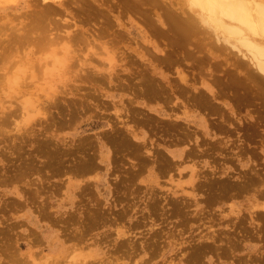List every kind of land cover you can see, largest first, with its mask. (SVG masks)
Masks as SVG:
<instances>
[{
  "label": "rangeland",
  "instance_id": "obj_1",
  "mask_svg": "<svg viewBox=\"0 0 264 264\" xmlns=\"http://www.w3.org/2000/svg\"><path fill=\"white\" fill-rule=\"evenodd\" d=\"M33 1L0 0V51L16 46L12 56L24 66L45 54L46 46L59 55L68 48L79 59L64 65L63 82L39 96L40 108L30 116L19 106L20 97L55 82L52 76L43 75L35 63L36 75L24 79L31 85L18 92L6 88L0 77V264H264L263 105L261 112L255 110L258 101L253 103L257 107L250 100L235 105L227 84L221 91L214 63H209L215 62L210 50L200 53L208 55L201 63L202 56L197 61L185 56L183 46L172 48L168 37H160L162 25L156 28L159 36L154 30L157 41L150 31L145 35L150 43L144 41L145 23L122 3L116 1L115 7L114 0H102L106 7L115 5L105 12L111 19L95 8L100 13L93 12L91 20L77 19L78 27L90 31L83 46L84 35L75 41L68 38L77 28L72 7L66 5L61 10L66 16H61L56 0H50L56 10L47 13L51 18L40 27L41 41L30 40L32 32L21 29L16 34L22 41L12 40L13 25H19V19L34 21L25 11L46 0ZM98 22L106 29L115 23L108 33ZM100 27L107 33L101 34ZM92 28L100 38L98 33L93 37ZM116 30L124 51L120 46L112 50ZM121 32L134 41L129 35L131 41L125 40ZM108 38L115 44L111 41L110 46ZM162 43L167 50H177L168 60ZM107 50L113 53L109 69ZM96 64L107 70L106 76L93 73ZM142 72L155 76L149 80H155L158 89L153 82L150 88L155 93L140 92L147 79ZM179 72L185 73L187 83ZM182 83L185 88L179 90ZM202 95L209 96L206 103L214 105V112L194 103ZM116 130L126 133L132 144L125 147L109 135ZM85 160L86 167L78 168Z\"/></svg>",
  "mask_w": 264,
  "mask_h": 264
},
{
  "label": "bare ground",
  "instance_id": "obj_2",
  "mask_svg": "<svg viewBox=\"0 0 264 264\" xmlns=\"http://www.w3.org/2000/svg\"><path fill=\"white\" fill-rule=\"evenodd\" d=\"M40 1L38 3H40ZM48 1L49 2H47V0L43 1V3L41 2L40 3L41 6H39L38 8L33 6L31 8V10H30V8L27 10L25 9L26 11L23 10V11H25L26 16L32 15L30 20H32V17L34 16V21H30V24H29V22L28 23L26 22V20H28V19L25 18L26 19L25 21L19 19V25H13L15 27V32L11 35L12 40L22 41L20 39L21 36L16 34V32L20 33L19 29H21L24 31V33L25 32L26 33L32 32L33 35H32V39H30V40H34L35 42L41 41L43 39V36L41 34L40 27L44 26L46 21H48L51 18L50 15L49 16L47 15V13L50 11H55L56 9L63 11V9H67V7L65 8V6L69 5V7L70 6L72 7L73 13H75L77 15V18H76L75 14H74L75 18H72L73 19L72 25L76 26L77 28L74 32H72L68 35V38L72 41H75L76 39L79 38L80 35L85 34V32L87 31V27H88V26L87 27L85 26L86 30L84 28H82L83 26L78 27V25L76 23L79 21V20L77 21L78 18H80V21L81 20L83 21V20L90 19V15L93 14V12H94V14L100 13L97 11H96L97 13L95 11H93L94 8L97 9L98 11L102 9L101 13L103 12L104 15H106V17H108L110 14L107 15V13L105 14V12H111L112 9H111V11H109V9L111 7L115 8V7L119 6V3L117 5V2H120L123 5L127 6V7L124 6L125 9L129 7L128 10H130V13L132 15H134V17L138 21H142L141 23H145L144 26L146 25V27L144 28V32L142 35V39L144 41H146V42L149 41V39L146 38L147 33L149 31L151 32L152 36H154L153 38H155V40L157 41L158 39H156L155 35H153V34H155L154 30H156V28H160L158 25H162V31L157 29V30H159V32L162 33V35L160 37H163V38L168 37L167 42L169 41L170 46L172 48L175 47V44L177 47H180V49L182 48L181 46H183L185 48V50H183L185 53L184 54L185 56H190V57L193 56L194 58L197 57L195 60V61H197L198 57L202 56L201 54H202L203 50H204L205 54H207L205 52L207 49L210 50L213 53V55L215 54V59H214L215 62L213 61V62H209V63H211L212 65L214 63L213 67L217 71V73H216L217 85L218 84L220 85L221 91L225 90L224 88H226V84H227L228 86H227L226 90H229L228 87L230 88V94H228V93L227 94H228V96L230 95V98L232 100L234 99V101H232V102H234V104L236 103L237 105L242 103V106H243V103L246 104L247 101H249V100L251 101L253 99V101L255 100V102L249 101V104L252 103V106H253V103L255 104V103H257L256 101H258V104H259L258 107L259 108L257 107V105H254L257 107L255 110H257V111L260 110V112H261L260 106L263 105L261 108H262L263 117H264V0H119V1L114 0L113 3H115L117 1L116 6L114 5L115 7L113 6V4L112 5L109 4L111 7H106L107 6V4H105L106 2L104 3V1H102V0H56L59 3V6H58L59 8L56 7L55 10H52V9H54L56 5L55 6H54V4L51 5L52 1H51V3H50V0H48ZM111 3H112V0H111ZM28 4L32 5L31 1L30 2L28 1ZM123 5H122V7H123ZM71 7H70V9H71ZM120 7H121V4H120ZM116 10L117 9H115V11ZM126 10H124V11H126ZM62 11L59 13H60V15L63 14V16H64L65 12L62 13ZM72 11L70 10V12H72ZM120 11H122V10H120ZM22 12L19 14L20 16L23 14ZM29 13H31V15ZM66 14H67V12H66ZM102 14H99V16H101ZM126 14L127 13L125 12V15ZM22 16L24 17V14ZM120 16L122 17L123 14H121ZM95 17H96V19L104 20V18H103L104 16L102 18H97L98 16H95ZM111 18L112 17H110V19ZM74 19H76V21ZM106 20L108 21V18ZM97 21H100V20H97ZM109 21H114V20H109ZM109 21H108V23H109ZM100 22H98V23L101 26ZM95 23L91 24L92 27ZM101 23L104 24L105 22H101ZM111 23L113 26L115 22H111ZM111 23H110V25H111ZM86 24H87V22H86ZM97 24H95L94 26H96ZM3 25L4 24H0V29L3 27ZM84 25H85V22H84ZM91 25L89 28H91ZM106 25H108V24H106ZM110 25H109V28H107V29L112 31L110 29V28H112ZM137 26L138 25H136V27ZM101 27L103 28V26H101ZM101 27L99 30L100 32H102V30L106 29L105 25H104V28L102 30H101ZM121 28L117 27V30L121 29ZM138 28H139V31L142 33V28H140V26H138ZM107 29H106V31L108 32ZM94 30L95 29L92 28V30H91L93 32L92 34H94L96 31H98V29L95 30V32H94ZM117 30H116L117 34H118V31H122V30H118V31ZM88 31H87V33H88ZM113 31H115V29H113ZM104 32L105 31H103L101 34H103ZM107 32H105V33H107ZM87 33H86V35H87ZM89 33H90V31H89ZM110 33H111L110 39L114 38V36L119 38V34L116 35V33H114V36L112 37L113 32H110ZM124 33L126 35L127 32H124ZM96 34H94L95 36H93V37H96ZM99 34L100 33L97 34L98 38H100L99 36L101 35V34L100 35ZM121 34H122V32L120 33V36L123 35V34L122 35ZM156 34L159 36L158 31ZM86 35H84V39H85ZM128 35H129V33H128ZM128 35L126 36V39L124 36H122V37L125 40H127V38L130 39V37H131L132 41H134L133 40L134 36L132 37L129 35L130 37H128ZM107 36H109V34ZM107 36H106V38H107ZM87 37L90 38L91 36L87 35ZM87 37H86L85 41L83 40L84 43L82 42L83 37L81 39L79 38L81 40L82 46L88 43ZM101 38H102V36H101ZM117 38H116V40L115 39H112V40L116 41V44L118 46L113 45V43L115 44V42H113L111 40L113 42L112 45L115 46V47L112 46V48H113L112 50L115 52V48L116 47L118 48L120 46V48L122 47L121 49L124 51L123 44H125V43L121 44L122 46L119 45L118 43L120 42V39H122V38H119V41ZM110 39H109V41H110ZM124 39H123V41H124ZM111 41L109 42V44L111 43ZM130 41H131V39H130ZM164 41H166V39ZM0 42H1V39H0ZM85 42H87V43H85ZM104 42H106V41H104ZM136 42H138L137 38H136ZM167 42H164V43L167 45ZM148 43H150V42H148ZM164 43H162V47H161L162 48L161 50L164 52V54H162V55L164 56L165 59L168 60L167 57H170L171 52H172L171 55H174V53L177 50L175 49L176 51H174V49H172L169 46L171 48V50L168 49L169 50L168 51L166 49L168 46L165 48ZM68 45L70 46L69 43H68ZM153 45H154V43H153ZM78 46H80V45H78ZM110 46H111V44H110ZM191 46L193 48H190ZM65 47H67V43H66ZM65 47H61V50L64 49ZM149 47H151V46H149ZM75 48H77V47L75 46ZM46 50H47V52L46 51L45 52L47 54L46 53L43 54L44 52H42V55L40 54L34 60L31 58L30 61H27L28 63L25 64V66L21 65V63L23 61H20L19 58L15 59L12 56V55L16 54V52L18 51V48L16 46H6L3 49V52L0 51V59H2L1 62L3 63L2 67H1L2 69L0 71V77H2V79L4 80V84L7 85L6 88L8 87L11 91L18 92L21 87L26 86V85H31L30 82L24 81V79L26 76L33 77L34 75H36L35 68H34V66L36 64H37L38 68L41 70L43 75L46 74L48 76H52V79L55 81L52 83L39 85L37 87V90H38L37 92L31 93L29 95H23L20 97L19 106L24 109V111L26 112V115H28V116H30L29 114H32L33 112H38V110L40 108V105L38 103V101L40 100L39 96H43V95L47 96L49 93H51L55 90L56 82H59V83L63 82V80L65 78L64 74L66 73L64 65L65 64L69 65L70 62L76 63L75 60L79 59V58H77V56H75V54H74V56L72 54H70V51L68 48H65L63 50V53L60 55H59V51H56L55 48H48L46 46ZM118 50H117V53H118ZM24 52L27 53L28 51H24ZM110 52L111 51L107 50L108 63L106 65L107 66L106 69H109L111 67V64H113V63H111L112 58H113V56H112L113 53H110ZM127 53H126V55H128ZM205 54H203L202 59L199 58L200 59V61L198 60L199 63H201V60H203V59H204V61H202V62H205V59L208 57V55H207V57L205 58L204 57V56H206ZM3 56H5V57L3 58ZM74 57H76L77 59ZM171 57H173V56H171ZM81 59L82 60L81 61L79 60L80 61L79 63H82L83 58L81 57ZM165 59H163V60L161 59L162 60L161 62H163L162 64H164ZM170 60H172V58L169 59V61ZM8 61H9V63L7 64ZM169 61H167V63ZM198 62H197V64H198ZM87 63H89V62L86 61L85 66ZM4 65H7V66L4 68L3 67ZM77 66L79 67V65H77ZM83 66L84 65H81V67H83ZM89 67H91V66H89ZM106 69L104 68V70H106ZM117 69L119 70V68H116L115 70H117ZM84 70H86V69H84ZM104 70L101 68L100 64H98V65L96 64L93 68V71H94L93 73H95V75H96V72H97V73H100V75L106 76V74H104L105 72H103ZM89 71H92V70L90 69ZM213 71H215V70H213ZM85 73L87 74L88 70H87V72L85 71ZM93 73L90 72L91 75ZM143 73L145 74L144 77L147 76V79H146V81H144L141 84L143 89L140 92L141 93L143 92L146 94V93H148L146 91H149V90L151 91L150 88H151V84L153 82V81L150 82L149 80H150V78H151V80H153V78L155 79V76L153 75L154 77H152V74H150V73L147 74L146 72H142V74ZM142 74L140 73L141 76H143ZM149 74L151 76L148 78ZM136 76L138 79L139 75H136ZM141 76H139V77H141ZM93 77H94V75H93ZM179 79L182 82L185 81L184 83H187V81H188L185 73H183V72H179ZM154 83H155V80L152 84L153 86L155 85ZM171 84H172V82H171ZM222 84L225 85V87L223 89L221 88L223 86ZM180 85L181 86H179V88H182V89H179V88L178 89L183 90L185 88V87H182L183 83ZM183 86H185V85H183ZM154 88H156V86H154ZM145 89H147V90H145ZM156 89H158V88H156ZM186 89H187V87H186ZM39 91H41V93H38ZM152 91L149 92L148 94H151ZM157 91L158 90H156V92ZM181 92H183V91H181ZM188 92H190V91L188 90ZM203 92H202V94H203ZM153 93H155V90ZM9 94H10V92H9ZM182 94L184 95L185 92ZM192 94H193V92H192ZM192 94L188 93L190 99L192 97ZM194 94L193 95L196 99V96H198V95H196L195 92H194ZM199 95H200V93H199ZM189 97H188V99H189ZM202 97H203L202 99H199L198 101L196 100V102L193 99L194 103L199 102L198 104L200 106L198 104H196V105H198L197 107L202 109L201 106H203L204 108L206 107L207 110L209 109L208 110L209 112H212V111L214 112V105L212 104V106H213L212 107L211 105L207 104L209 102V99H210L209 96H207L209 99H207V97L205 99L204 95H202ZM198 98H201V96L200 97L198 96ZM206 100H208V102ZM235 107L239 108V106H235ZM215 109H217L216 104H215ZM5 110H7V109H5ZM249 110H251V109H249ZM7 112L10 113L11 109L9 108V110ZM221 112H217V113H219V115H220ZM206 115H207V113H206ZM225 115L227 116V114H225ZM261 115L262 114L260 113L259 116H261ZM256 116H258V115L256 114ZM254 117H255V115H254ZM259 119H261V118H259ZM217 120L219 121V119H217ZM256 120L254 121V124L252 123L251 126L256 124L255 123ZM262 120H264V119L262 118ZM224 122H225V120H224ZM224 122H223V126L225 125ZM220 123H221V121H220ZM245 123H246V121L244 122V124ZM242 124H243V122H242ZM248 124H250V123H248ZM258 124L256 125L257 127L259 126ZM223 128H225V126ZM241 128H243V127H241ZM258 128L256 130L257 132H258ZM110 129H112V127ZM244 129L245 128H243L242 130H244ZM250 130H252V129H250ZM253 131L254 132H252V133H255V129ZM133 132L134 131H130L129 133L135 134ZM257 132H256V134H257ZM245 133L247 134V132H245ZM245 133H243L242 135H244ZM246 134L244 135L245 137H247ZM248 134L250 135L251 132ZM259 134L261 135V132ZM109 135L111 137L113 135V137L118 142H120L121 145L123 144V146H125V147L132 144V142L129 139V137L127 136V134L124 133L123 131H120V130L111 131V133ZM251 135H253V134H251ZM262 136H263V132H262ZM251 137H253V136H251ZM80 164H82L81 167H78ZM80 164L77 166L78 168H82L83 165L86 167V160L83 163L81 162ZM27 165H29V164H27ZM254 166L255 165H253V167ZM245 170H247L245 172L248 173L249 168L245 169ZM259 172H261V171H259ZM249 175H251V174H249ZM255 178H257V177H255ZM247 180L250 181V179H247ZM253 180L255 181L254 176H253ZM246 181L245 180L242 181L241 182L242 185H244V186L248 185V183ZM239 183L240 182H238L237 185ZM28 255H29V253H28ZM36 264H40V263H36ZM45 264H47V263H45Z\"/></svg>",
  "mask_w": 264,
  "mask_h": 264
}]
</instances>
